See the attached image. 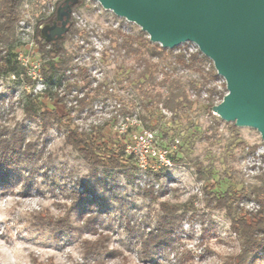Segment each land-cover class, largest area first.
<instances>
[{"label":"rangeland","instance_id":"obj_1","mask_svg":"<svg viewBox=\"0 0 264 264\" xmlns=\"http://www.w3.org/2000/svg\"><path fill=\"white\" fill-rule=\"evenodd\" d=\"M60 1H23L20 15L25 25L18 27L17 37L23 44L18 48L21 57L28 61V78L18 84L0 75V131L24 125L26 140L33 142L40 153L39 159L29 163L31 169L36 168L34 179L0 186V264H222L240 251V241L230 228L226 211L209 208L206 196L210 190L220 194L229 188L264 185L256 178L264 173L260 133L214 114L212 106L222 101L218 95L213 105L207 106L193 91L189 93L194 104L181 111L180 117L174 118L163 109L158 123L146 122L143 95L129 79L134 59L115 57L104 36L108 29L116 30L121 25L128 32H139L141 27L104 9L96 0H80L72 16L87 34L66 42L73 72L88 68L92 84L77 77L75 90L61 91L65 115L44 130L41 119L26 117L22 96L44 89L41 74L32 69L33 64L43 62L35 28ZM186 46L196 48L189 42L173 49L179 51ZM185 73L198 75L193 68ZM213 86L227 91L221 76L211 83ZM85 94L89 103L81 109L76 98ZM40 102V111L55 107L44 97ZM139 127L154 128L156 136L163 129L179 135L174 137L180 138L181 146L166 134L163 138L170 143L171 151H178L171 166L145 170L127 161L126 166L105 172L103 166L86 162L65 141L72 128L101 131L114 149L122 136L127 134L128 139ZM205 133L213 137L205 139ZM76 188L88 189L91 195L80 198ZM164 202L179 207L181 220L173 244L150 251L145 238L156 225ZM240 207L256 211L260 204L246 198L240 201ZM256 264H264V260Z\"/></svg>","mask_w":264,"mask_h":264},{"label":"trees","instance_id":"obj_2","mask_svg":"<svg viewBox=\"0 0 264 264\" xmlns=\"http://www.w3.org/2000/svg\"><path fill=\"white\" fill-rule=\"evenodd\" d=\"M23 1L0 0V46L2 47L0 75L9 77L18 84L28 78V68L22 63L18 50L23 47V44L17 37L21 20L20 6ZM67 1L69 5V13L65 16L67 31L61 36L48 38L43 32V27L52 26L58 21L59 7L64 6ZM80 3V0H61L54 12L41 19L35 28L38 54L43 61L40 63V74L44 89L36 94L33 91L25 93L22 96L25 101L23 109L27 118L41 119L44 130H47L52 123L60 122L65 115V101L64 96L60 94L61 91L75 90L78 87L77 77L92 84L88 68L79 67V72H73L75 68L71 65L72 54L66 47V42L71 41L75 36L87 34L85 28L77 26L71 13ZM128 31L125 26L121 25L116 30L108 29L104 32V36L110 42L108 50H111L115 57L122 55L134 59L129 79L136 83L143 95L141 105L148 112V115L144 116L146 122L158 123V115H164L163 109L169 111L174 118L180 117L181 111L191 108L194 104L195 100L190 97V91H193L199 101L207 102V106L213 105L215 95H218L221 100L224 98L227 91L222 92L215 86L210 87L219 75L213 63L199 49L190 50L187 46L180 48L179 51L167 49L158 43L151 42L147 33L142 30ZM191 68L195 69L197 76H189L185 73ZM204 92L207 93V97H203ZM41 97L49 99L55 107H45L40 111ZM76 99L81 109L88 106L86 94ZM24 127L18 124L16 128L0 131L1 187H11L24 179H34L36 168L31 169L29 163L34 158L39 159L40 153L35 151L36 147L33 142L26 140ZM171 132L172 135L169 136ZM165 134L172 141L177 138L174 137L175 135L179 136L170 129H163L161 134H157L162 139L160 144L166 147L171 145L163 140L166 137ZM104 135L101 131L84 132L72 128L65 135V141L72 145L86 162L95 167L103 166L105 172L111 167H124L127 161L133 162L134 166L138 167L134 156L125 151L128 141L127 134L121 137L122 141L115 143L116 148L114 149L111 140L106 139ZM211 137L213 136L208 133L204 134L205 139ZM178 139L180 140L179 137ZM179 145L181 146V140ZM177 152V150L171 151L172 162L176 161ZM256 178L264 182V173ZM211 187L213 188L214 184H211ZM75 192L80 198L91 195L89 190L84 188L81 190L76 188ZM246 198H254L259 202V209L248 211L241 208L240 201ZM206 203L211 209L226 211L231 219L230 228L240 241V251L228 256L222 264H256L264 260L263 184L254 185L250 189L229 188L220 194H215L213 190H210L206 196ZM161 211L156 225L147 232L145 238L150 251L171 246L176 237V225L181 220L177 205L161 203Z\"/></svg>","mask_w":264,"mask_h":264},{"label":"water","instance_id":"obj_3","mask_svg":"<svg viewBox=\"0 0 264 264\" xmlns=\"http://www.w3.org/2000/svg\"><path fill=\"white\" fill-rule=\"evenodd\" d=\"M96 1L164 48L195 44L226 82L227 93L211 111L236 126L257 129L264 141V0ZM68 10L67 1L58 21L43 27L48 38L67 31Z\"/></svg>","mask_w":264,"mask_h":264},{"label":"built area","instance_id":"obj_4","mask_svg":"<svg viewBox=\"0 0 264 264\" xmlns=\"http://www.w3.org/2000/svg\"><path fill=\"white\" fill-rule=\"evenodd\" d=\"M19 24V26L23 28L25 21L21 19ZM196 49H198L197 46ZM20 59L24 65L28 66V61L25 62V60H23L21 57V54ZM33 65V71L35 72L38 70L37 72L40 73V64ZM203 97H207L206 92L203 93ZM175 142L178 144L180 140L176 138ZM176 144H174V147ZM125 151L127 154L134 156L138 167L145 170L152 169L157 171L163 167L171 166L173 163L170 157V147L160 144L157 139L156 132L150 128L139 127L138 130L131 132L125 147Z\"/></svg>","mask_w":264,"mask_h":264}]
</instances>
